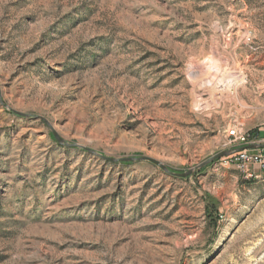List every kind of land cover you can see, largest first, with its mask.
Returning <instances> with one entry per match:
<instances>
[{
  "label": "rangeland",
  "instance_id": "rangeland-1",
  "mask_svg": "<svg viewBox=\"0 0 264 264\" xmlns=\"http://www.w3.org/2000/svg\"><path fill=\"white\" fill-rule=\"evenodd\" d=\"M263 139L264 0H0V264H264Z\"/></svg>",
  "mask_w": 264,
  "mask_h": 264
},
{
  "label": "built area",
  "instance_id": "built-area-1",
  "mask_svg": "<svg viewBox=\"0 0 264 264\" xmlns=\"http://www.w3.org/2000/svg\"><path fill=\"white\" fill-rule=\"evenodd\" d=\"M227 146L232 148L237 146H250L255 144L251 135L246 133L243 128L233 127L231 136H227ZM227 164L236 166L247 177H252L251 168L264 170V150L252 152L250 149L243 148L234 152L231 156L224 159Z\"/></svg>",
  "mask_w": 264,
  "mask_h": 264
},
{
  "label": "water",
  "instance_id": "water-1",
  "mask_svg": "<svg viewBox=\"0 0 264 264\" xmlns=\"http://www.w3.org/2000/svg\"><path fill=\"white\" fill-rule=\"evenodd\" d=\"M57 137V139H58V141H59V143H61V144H64V142L58 137V136H56ZM258 147H264V146H253V147H250V148H258ZM91 153H93V154H95V155H98L97 153H95V152H93V151H90ZM231 153L232 152H224V153H222V154H220L219 156H217V158H221V157H227V156H230L231 155ZM100 157H102V156H100ZM102 158H104V157H102ZM104 159H106V158H104ZM110 161H113V162H117L118 160H115V159H109ZM139 161H143V160H147L146 158H141V159H138ZM137 159H125V160H121V161H138ZM149 160H151L153 163H155L156 165H158V166H160L165 172H167V173H170V171H169V169L165 166V165H163L162 163H160V162H158V161H156V160H152V159H149ZM190 173H188V174H184V175H178V176H181V177H184V176H187V175H189ZM175 175V174H174Z\"/></svg>",
  "mask_w": 264,
  "mask_h": 264
},
{
  "label": "bare ground",
  "instance_id": "bare-ground-1",
  "mask_svg": "<svg viewBox=\"0 0 264 264\" xmlns=\"http://www.w3.org/2000/svg\"><path fill=\"white\" fill-rule=\"evenodd\" d=\"M218 68V67H217ZM233 77H234V79L235 80H238V75L236 74V73H234L233 72ZM235 82V81H234ZM231 85V84H230ZM226 86H229V85H226L225 83H221L220 85H219V87H218V90H215L214 91V95L216 96V97H218L219 95H220V92H222L223 91V89H226ZM221 89V90H220ZM233 89V88H232ZM229 91V90H228ZM233 130V129H232ZM232 130H230L229 131V134H228V136H231V133H232Z\"/></svg>",
  "mask_w": 264,
  "mask_h": 264
},
{
  "label": "crops",
  "instance_id": "crops-1",
  "mask_svg": "<svg viewBox=\"0 0 264 264\" xmlns=\"http://www.w3.org/2000/svg\"><path fill=\"white\" fill-rule=\"evenodd\" d=\"M260 141H262V139H259ZM264 140V139H263Z\"/></svg>",
  "mask_w": 264,
  "mask_h": 264
}]
</instances>
